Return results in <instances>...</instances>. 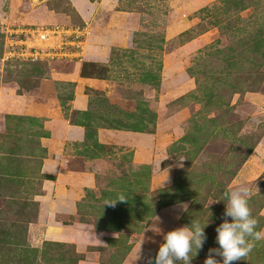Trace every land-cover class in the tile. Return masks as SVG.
Instances as JSON below:
<instances>
[{
    "label": "rangeland",
    "instance_id": "1",
    "mask_svg": "<svg viewBox=\"0 0 264 264\" xmlns=\"http://www.w3.org/2000/svg\"><path fill=\"white\" fill-rule=\"evenodd\" d=\"M80 1L87 14L78 9ZM100 1L0 0V80L24 86L38 71L62 68L67 60L2 58V40L13 25L83 29L81 58L72 59L81 61L94 17L107 14L106 28L115 26L109 18L117 14L135 18L128 42L111 46L104 62L83 61L81 74L107 86L87 90V113H69L88 131L76 152L108 164L98 175L105 189L99 198L127 199L108 206L110 223H97L87 205L80 212L94 228L111 233L99 248L100 264H147L164 234L194 219L208 224L207 240L198 252L193 248L191 260L206 256L219 247L215 229L223 222L229 187L250 189L257 231L264 229V0H105L104 9ZM8 122L12 126V116ZM100 128L136 134L135 147L149 150L150 160L134 158V147L100 142ZM0 139V264H77L96 255L88 244L29 237L37 203L28 193L40 188L41 179L21 168L34 153L10 129ZM178 202L188 204L187 212L174 209ZM236 264H264V240Z\"/></svg>",
    "mask_w": 264,
    "mask_h": 264
},
{
    "label": "crops",
    "instance_id": "2",
    "mask_svg": "<svg viewBox=\"0 0 264 264\" xmlns=\"http://www.w3.org/2000/svg\"><path fill=\"white\" fill-rule=\"evenodd\" d=\"M104 1L99 2L102 9ZM78 9L83 14L89 11L83 1L79 2ZM105 17L107 14L94 17L96 27L88 38L81 61H64L62 68H52L29 89H20L13 78L0 80V133L10 129L13 135L24 138V149L34 156L21 169L23 172L33 170L41 179L40 188L28 193L37 203L36 220L30 225L29 237L36 239L39 235L41 241L74 243L78 247L88 244L97 248L96 255L85 256L77 264H100L99 248L106 245V238L111 234L94 228L90 219H81V215L86 217V214L80 212L84 213L87 205L88 210H93L90 213L97 218V223H110L112 219L105 213L109 201L99 198L105 189L100 187L98 175H105L108 164L102 158H89L76 152L75 145L84 141L85 128L71 122L69 113L89 108L86 88L107 86L102 78L81 74L83 61L104 62L111 46L128 42V29L136 23L133 16L117 14L109 18L115 21V26L106 28ZM60 82H69L72 86L58 87ZM61 97L66 99L68 115L64 113ZM7 116H12V126ZM98 138L102 143L134 147V158L140 162L151 158L149 150L135 147L139 139L136 134L100 128ZM88 191L91 192L87 194ZM96 212L98 217L94 215ZM133 263L128 261L127 264Z\"/></svg>",
    "mask_w": 264,
    "mask_h": 264
},
{
    "label": "clouds",
    "instance_id": "3",
    "mask_svg": "<svg viewBox=\"0 0 264 264\" xmlns=\"http://www.w3.org/2000/svg\"><path fill=\"white\" fill-rule=\"evenodd\" d=\"M223 197L225 202L223 222L215 229L217 233L215 240L219 247L208 250L204 264H236L244 261L254 249L256 242L264 240V229L257 231L258 221L253 217L249 207L250 189L246 186L229 187L223 193ZM126 200V197L120 195L114 202H106V205L114 207L117 202ZM174 209L187 212L188 204L178 202ZM176 218L179 219L180 216L177 215ZM207 225L201 226V223L194 219L190 225L168 231L163 235L164 242L160 244L155 257L147 258V264H176L177 261L191 264L190 253L193 248L198 252L207 240L205 233Z\"/></svg>",
    "mask_w": 264,
    "mask_h": 264
},
{
    "label": "built area",
    "instance_id": "4",
    "mask_svg": "<svg viewBox=\"0 0 264 264\" xmlns=\"http://www.w3.org/2000/svg\"><path fill=\"white\" fill-rule=\"evenodd\" d=\"M4 59L23 61L38 59H80L84 31L71 25H13L4 38ZM206 256L191 260V264H204ZM217 259H222L216 257ZM177 264H184L180 262Z\"/></svg>",
    "mask_w": 264,
    "mask_h": 264
},
{
    "label": "trees",
    "instance_id": "5",
    "mask_svg": "<svg viewBox=\"0 0 264 264\" xmlns=\"http://www.w3.org/2000/svg\"><path fill=\"white\" fill-rule=\"evenodd\" d=\"M224 1H226V0H224ZM1 45H3V40H2V44ZM1 55H2V52H1ZM19 62V61H18ZM22 63H29V62H34V63H36V62H40V60L38 61V60H36V61H25V62H23V61H21ZM48 72H41V71H38L36 74H34L33 75V84H30V85H28V86H24V85H22V84H20V82H18L17 80H15L19 85H20V89L21 88H25V89H29V88H32V86L35 84V82L38 80V79H40L42 76H46V74H47ZM82 75H84L83 73H82ZM57 85H58V87H71L72 86V83H69V82H60V83H57ZM89 89H91V88H86L85 89V91H86V93H88L87 92V90H89ZM71 95H69V97H70ZM68 97V98H69ZM67 98V99H68ZM65 103H66V99H64V98H62L61 97V104H62V106H63V108H64V113H65V115H68V107L67 106H65ZM87 111H88V109L87 110H85V111H72V114H74V113H81V114H85V113H87ZM9 117H11V116H7V118H9ZM72 119V118H71ZM70 119V120H71ZM73 120V119H72ZM71 120V122H73V123H75V124H79V125H82V126H84V128H85V137H84V141L81 143V145L82 144H84V142H85V140L87 139V136H88V131L86 130L87 129V126L85 125V124H83V123H79V122H76V121H72ZM79 155H82V156H85V157H88V155H87V153H85V152H77ZM90 158V157H89ZM106 194H111V192L110 193H107L106 192ZM115 201V199L113 200V202ZM117 205H119L118 203L115 205V206H117Z\"/></svg>",
    "mask_w": 264,
    "mask_h": 264
}]
</instances>
